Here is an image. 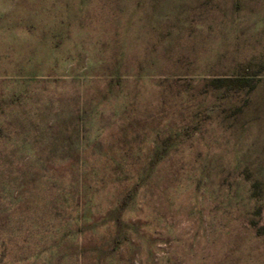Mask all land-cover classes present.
<instances>
[{
	"label": "rangeland",
	"instance_id": "1",
	"mask_svg": "<svg viewBox=\"0 0 264 264\" xmlns=\"http://www.w3.org/2000/svg\"><path fill=\"white\" fill-rule=\"evenodd\" d=\"M0 264H264V0H0Z\"/></svg>",
	"mask_w": 264,
	"mask_h": 264
}]
</instances>
